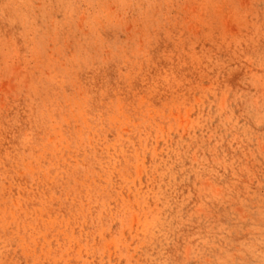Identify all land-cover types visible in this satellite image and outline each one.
<instances>
[{
  "label": "clouds",
  "instance_id": "obj_1",
  "mask_svg": "<svg viewBox=\"0 0 264 264\" xmlns=\"http://www.w3.org/2000/svg\"><path fill=\"white\" fill-rule=\"evenodd\" d=\"M0 264H264V0H0Z\"/></svg>",
  "mask_w": 264,
  "mask_h": 264
}]
</instances>
